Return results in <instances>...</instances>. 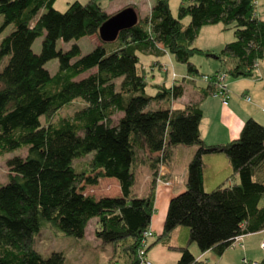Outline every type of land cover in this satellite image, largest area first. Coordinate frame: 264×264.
I'll return each mask as SVG.
<instances>
[{
	"label": "trees",
	"instance_id": "trees-1",
	"mask_svg": "<svg viewBox=\"0 0 264 264\" xmlns=\"http://www.w3.org/2000/svg\"><path fill=\"white\" fill-rule=\"evenodd\" d=\"M54 1L0 0V28L11 26L0 39V155L20 149L6 159L7 180L0 184V264H66L60 250L39 252L37 237L50 228L81 238L91 218L95 238L111 248L107 264L144 263L139 250L154 211L155 179L177 145L195 150L184 188L168 199L160 232L151 230L146 239L145 257L176 228L186 231L182 244H167L179 252L176 264H206L191 252L192 242L200 252L220 255L240 246L243 235L263 230L264 124L248 116L235 138L206 143L199 131V102L174 104L187 78L150 84L140 60L142 54L168 53L185 65L187 75L203 76L191 57L215 59L218 67L208 82L188 79L201 97L217 91L218 74L259 78L264 12L258 14L257 0H182L176 16L168 0H153L144 14L129 3L136 21L111 41L97 33L112 14L100 0H74L64 10L55 9ZM211 23L230 27L234 36L218 51L195 44L201 26ZM89 35L98 42L81 53L77 40ZM39 36L34 52L31 44ZM52 58L58 68L51 74L44 64ZM147 85L155 92L148 94ZM73 105L72 113L60 114ZM214 152L227 157L231 172L205 190L203 156ZM89 153L85 169H77L74 160ZM141 165L150 171L149 188L137 196L131 188ZM102 177L116 180L118 195L84 192Z\"/></svg>",
	"mask_w": 264,
	"mask_h": 264
},
{
	"label": "rangeland",
	"instance_id": "rangeland-1",
	"mask_svg": "<svg viewBox=\"0 0 264 264\" xmlns=\"http://www.w3.org/2000/svg\"><path fill=\"white\" fill-rule=\"evenodd\" d=\"M74 0H55L53 3V7L57 10H64L68 3ZM81 3L85 2L86 0H77ZM153 0H100V4L108 13H114L121 8L126 7L127 4L132 3L136 6L138 12H145L149 10V6ZM182 2V0H168V5L173 16L177 14V7ZM186 2V0H183ZM256 9L258 14H262L264 12V2L262 0H257L255 3ZM140 13V14H141ZM1 16H0V24H1ZM188 17H184L182 19L183 23L188 22ZM11 26L8 25L5 28H0V39L9 32ZM234 39L232 29L228 26L224 27L221 23H211L205 24L201 26L199 29L198 35L195 39V44L198 45L200 48H208L213 51H218L221 46L228 41ZM98 42V38L95 35L83 36L77 40V43L80 47L81 53H86L90 49L94 47V45ZM41 44V37H36L32 44L31 48L34 52H38L40 49ZM61 45L65 48L69 45V43H61ZM140 60L144 67L148 70L147 73V80L148 83H160L165 82L166 85H169L172 80V75L175 72L176 79H180V77L185 72V65L183 63L177 62L169 57V55H165L163 57V63H153L152 61H148L147 58L140 55ZM191 60L197 65L200 72L204 74H211L218 66V62L207 56L202 55H194L191 57ZM152 64V65H151ZM154 65H157V71L153 74L151 71L152 69H148ZM167 66V69L164 68ZM44 66L49 70L52 74L54 73L58 66H57V59L52 58L45 62ZM257 69L260 71L262 78L257 79L260 85L264 82V66L258 65L256 66ZM166 72L168 75L166 76ZM225 79H234L228 75L224 76ZM196 83L202 84L205 83L202 80L201 75H195ZM242 79V78H240ZM236 81V80H235ZM240 81V80H237ZM241 82H237L234 84L236 87L240 86ZM190 86L187 85V89ZM194 89H197L196 87ZM145 91L148 94H152L155 92L154 87L147 85L145 87ZM251 96V102L254 103V99ZM191 95L186 91L184 97L180 100L179 98L177 101H174V104H182L183 102H193L191 101ZM218 98V97H217ZM219 99V98H218ZM181 101V102H180ZM76 105L66 107L65 109L60 111V114H70L76 109ZM264 110V109H263ZM212 117L209 115L208 111H205L204 116L202 117V126L205 125L206 120H211ZM24 151V150H23ZM22 151V152H23ZM13 154H20V149H16L12 152H5L0 155V184L6 182L7 180V173L8 168L6 166V159ZM91 153L74 160V165L79 170H84L86 167V162L88 161ZM146 166L141 165L136 170V178L135 182L132 186V192L137 196H143L147 193L149 188V180L148 175L146 174ZM159 177L157 176L155 179V184L159 181ZM168 180V179H165ZM161 183H164L161 181ZM165 184V183H164ZM155 186V185H154ZM84 192L86 194H93L96 197L100 196H116L119 194V187L114 178L111 177H102L99 178L97 184L95 185H86L84 188ZM263 201L260 203L262 204ZM161 208L159 204L155 206V210L152 214H154L151 218L154 220H160L163 222V217L160 219L159 214L161 213ZM96 219L91 218L87 226L85 228L84 236L81 238H76L71 235H62L59 232H56L50 228H44L41 234L37 237L35 247L39 252L47 253L51 250H60L65 255V263L66 264H107L108 257L111 255V248L109 245H103L100 240L95 238L94 236V226H95ZM162 224V223H161ZM151 230V229H150ZM157 232V231H156ZM158 233V232H157ZM154 238V237H152ZM242 238V237H241ZM173 239L171 237L166 238L164 240L158 241L157 243L153 244L149 248V253L153 255V258L148 257L147 259L151 262V264H176V260L179 256V252L175 249H171L167 247V244H170ZM239 240V238L237 239ZM170 241V243H169ZM181 241V240H180ZM179 241V242H180ZM183 242V238H182ZM238 243V241H237ZM264 233L258 235H252L249 237L248 241L241 242L240 246L233 247L231 249L238 251L240 255L235 259L230 257L223 258L221 264H261L260 260L264 254ZM190 250L196 253L199 251L196 244L192 242L189 244ZM244 248H247L245 251ZM249 248V249H248ZM212 255H216L214 252H210ZM243 258L241 259V257ZM154 261V262H153ZM145 264V263H140ZM206 264H211L210 261Z\"/></svg>",
	"mask_w": 264,
	"mask_h": 264
},
{
	"label": "crops",
	"instance_id": "crops-1",
	"mask_svg": "<svg viewBox=\"0 0 264 264\" xmlns=\"http://www.w3.org/2000/svg\"><path fill=\"white\" fill-rule=\"evenodd\" d=\"M147 11L140 13L144 14ZM205 50H210V49L205 48ZM167 54L168 53H165L164 55L159 56L158 58H156L153 55L142 54L141 56L147 58L148 61L153 62L155 61V59H158L159 63L165 64L163 61V57ZM169 57L173 59L170 55ZM157 67H158L157 65L156 66L154 65L148 69L150 70L152 69L153 71L151 72L153 74L155 71H157ZM164 68L167 69V66ZM259 70L257 69V74L259 78H254L253 76L238 77L234 79L224 78L223 83L226 87L229 96L226 104H222L220 99L212 95L201 97L199 90L194 89L195 88L194 85H192L191 82H188V79L191 78H194L196 80L195 76L187 75L185 70V72L180 78L185 77L187 79L185 80V83L183 85L184 87L183 94L179 97V99L181 100L184 97L186 91L188 90V92L192 97L190 98L191 101L199 102L200 107L202 109V117L204 116L206 110L208 111L209 115L212 117L211 120L205 121L204 126H202V117L199 122L200 135L206 143H225L235 138L239 134L243 121L248 116H251L260 123L264 124V110H263L264 82L262 85L256 82L257 79L262 78ZM167 75L168 73L166 72V76ZM176 78L177 77L174 72L172 75V80ZM237 82H241V83L240 86L236 87L234 84H236ZM163 83L165 84V82ZM187 85L190 86L189 89H187ZM250 95H252V98L254 99V103H250L251 102ZM245 96H249V100H246ZM177 99L175 100V102L177 101ZM194 150H195L194 145H177L174 147L172 151V156L169 163L159 165L157 176L159 177L160 180L157 181L154 186V210H155V206H157L158 204L160 207H162L161 213L159 214L160 219L163 217V213L165 215V209L168 199L184 188L187 163L191 158ZM230 172H231L230 163L227 157L223 153L214 152V153L205 154L203 156L202 184L205 190L212 189L214 186L219 184L230 174ZM146 174L148 175L149 178L150 171L148 167L146 169ZM161 181H163L165 184L161 183ZM153 215L154 214H152V216ZM161 223L162 222H160V220H156V219L154 220V218H151L150 229L152 230L153 233L160 232L162 227ZM261 233L262 234L264 233V229L256 233L243 235L241 240L242 242L244 240L248 241L250 236L258 235ZM185 234L186 231L184 229L176 228L173 231V233L170 235L171 239L173 240L171 243L169 241V243L175 246L182 244L184 240L182 242L181 238L183 235V239H184ZM152 239L153 238H149V241H151ZM236 246L239 245L234 244L232 246H229L220 255L217 256L214 254L212 255L210 253L213 252L212 250H207L205 252L196 251V253H194L192 252L194 250L193 249L191 252L196 258L204 259L206 263L210 261L211 264H221L223 258L227 256L228 257L231 256L232 259L234 258L236 259L238 255H240L238 251L231 249ZM246 249L247 248H244L243 250L245 251ZM148 251L146 252V257L153 258V255H151ZM242 258L243 256L241 257V259ZM156 263L159 264V262Z\"/></svg>",
	"mask_w": 264,
	"mask_h": 264
},
{
	"label": "water",
	"instance_id": "water-1",
	"mask_svg": "<svg viewBox=\"0 0 264 264\" xmlns=\"http://www.w3.org/2000/svg\"><path fill=\"white\" fill-rule=\"evenodd\" d=\"M136 18V14L132 8L124 7L109 15L98 27L97 33L103 41H111L116 37L119 30L133 25Z\"/></svg>",
	"mask_w": 264,
	"mask_h": 264
},
{
	"label": "built area",
	"instance_id": "built-area-1",
	"mask_svg": "<svg viewBox=\"0 0 264 264\" xmlns=\"http://www.w3.org/2000/svg\"><path fill=\"white\" fill-rule=\"evenodd\" d=\"M216 78L219 79L220 84L218 85V89L217 91L211 93L212 96L214 97H218L221 100L222 104H226L228 101V93L226 90V87L223 83L224 80V75L223 74H218L216 75ZM202 80L204 82H208L210 80V76L208 75H203L202 76ZM246 100H249V96H245ZM152 235L150 228L146 231H144L143 233V238L141 239V249L139 250V255L141 257V260L145 263V264H150V262L146 259L144 253H143V247L145 245L146 239L148 237H150ZM263 249H264V245H263Z\"/></svg>",
	"mask_w": 264,
	"mask_h": 264
}]
</instances>
